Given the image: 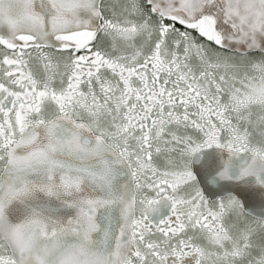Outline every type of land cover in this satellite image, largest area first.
Listing matches in <instances>:
<instances>
[{"label": "snow or ice", "instance_id": "obj_1", "mask_svg": "<svg viewBox=\"0 0 264 264\" xmlns=\"http://www.w3.org/2000/svg\"><path fill=\"white\" fill-rule=\"evenodd\" d=\"M0 264H264V0H0Z\"/></svg>", "mask_w": 264, "mask_h": 264}]
</instances>
